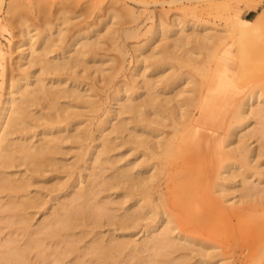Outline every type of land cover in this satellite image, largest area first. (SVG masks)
<instances>
[{
  "label": "bare ground",
  "instance_id": "bare-ground-1",
  "mask_svg": "<svg viewBox=\"0 0 264 264\" xmlns=\"http://www.w3.org/2000/svg\"><path fill=\"white\" fill-rule=\"evenodd\" d=\"M237 2L245 8H234L230 12L229 32L234 38L237 52L243 56L244 39L261 34L264 29V5L258 9L261 0ZM14 5L17 3L9 5L7 11L17 14L18 11L14 12L17 6ZM44 6L40 5V10ZM245 10L248 13L257 12L249 18L242 16ZM131 12L135 14L133 10ZM164 22L159 23L160 27L151 26L152 34L162 32L165 36L169 32L180 37L176 35L170 42L169 39L170 44L165 46L163 43L165 47L154 46L162 47L165 57L176 59L181 64L198 61L196 58H199V54L195 58L190 54V50L194 49L192 46L189 53L182 50L190 44L193 36L195 47L199 44V47L202 46L200 50H203L205 46V51L212 46L217 48L216 43L224 37L205 31L198 35L193 31L194 35H189L191 32L181 33L186 26L195 27V22L189 25L182 20H173L172 24ZM5 30L6 25L1 23L0 31ZM56 31L60 32L58 28ZM39 34L36 33L34 37L40 40L38 47L34 45L37 42L34 41V33L30 34L29 30L23 33L28 46L23 42L26 44L23 47V44L13 43L9 39V48L5 50L0 41V264H37V261L43 263L42 260H48L50 264H64L68 255H73L68 264H211L213 251H207L202 246L204 240L195 237L194 233L206 228L208 233L202 234L209 237L211 222H220L219 219L228 218L229 215L241 222L243 231L253 232L255 250L250 264L260 261L264 257V81L254 84L247 92L237 91L231 80L210 77L206 71V68L210 71L209 65L203 68L201 64V67L195 64L194 69L200 72L199 79L192 85L190 82L196 77L191 81H185V78L184 87L180 86L182 89H179V93L176 91L178 95L173 93L177 96L175 98L173 94H167V88L181 81L182 76L176 70L171 68L179 76L175 74V77H169V74H173L168 73L159 90L156 82L160 79L161 84L167 72L154 80L146 77L147 71L140 72V75L133 72L132 64L131 77L128 78L131 81L124 82L118 88L116 86V89L113 87L115 90L111 98L107 96L112 100L110 106L101 109V116L96 118L95 127L92 128L91 120L94 117L91 120L83 118L87 112L84 110L89 107L90 112L98 113V108L102 106L98 107L96 98L93 99L91 87L82 89L80 86L85 81L89 84L88 80L93 76L87 70L98 61L94 48H97L99 40L94 36L95 40L79 42V38L74 36L78 33L72 34L75 37H72V42L67 40L70 44L55 53L54 48L61 47L63 43L55 44L57 41L54 40L50 46V33ZM136 34L134 32V36ZM61 35L63 38L64 34ZM61 42H64L63 39ZM43 43L48 46L45 47ZM179 49L182 54L176 53ZM15 50H20L18 59L15 56L17 61L14 60L17 66L13 65L14 72L9 73L15 74L17 68L22 72L9 77L6 76L7 58ZM216 52L211 51V55L213 53L215 56ZM223 52L231 54L227 48ZM126 53L121 54L124 57ZM150 53L146 55L152 57ZM209 54L206 55L211 57ZM158 57L153 55L154 64H150V67L157 64L160 68L162 61ZM165 57L161 56V59ZM25 58L28 59L27 65L23 62ZM90 60L93 64H89ZM149 60L147 63L145 60V69L149 67ZM12 64L9 62L10 68ZM97 65V71L105 70L99 63ZM180 72L184 77L183 70ZM84 73L90 75L88 80ZM141 75L144 78L138 79ZM6 77L9 79L6 80ZM111 78L105 81H112ZM5 81L9 83L6 85ZM90 82L92 86L95 84ZM188 86L191 90L186 89ZM135 95L143 96L142 100H137ZM166 126L171 127V133L164 132ZM217 126H221L223 133L214 147L216 140L213 129H217ZM122 134L126 137L121 138ZM253 142L257 144L252 145ZM65 143L71 146L75 144L79 148L72 161H67L69 157L66 155L71 147L68 148ZM125 143H128V147L129 144L134 145L131 146L134 150L139 147L143 149V158L119 165L122 158L116 157L113 152ZM152 159L156 161L152 163ZM235 169H240L239 181H235ZM171 171H174L171 177L173 185L168 189L174 202L184 204L183 217L178 220L187 222V229L183 225L176 226L173 223L174 214L161 208L162 193H155L157 196L153 197L159 174ZM213 179L221 196L238 192L234 208L226 211V215L221 210L224 206L211 192ZM200 203L205 207H197ZM104 226L108 227L107 233L101 229ZM139 231L142 234L137 237ZM196 245L201 248L198 253L195 251Z\"/></svg>",
  "mask_w": 264,
  "mask_h": 264
},
{
  "label": "rangeland",
  "instance_id": "rangeland-1",
  "mask_svg": "<svg viewBox=\"0 0 264 264\" xmlns=\"http://www.w3.org/2000/svg\"><path fill=\"white\" fill-rule=\"evenodd\" d=\"M0 1H1V3H0V24L2 23L4 25H6V29H7L5 31H0V41H1L3 48L5 50H8L7 48H9L8 47L9 46V43H8L9 39L10 40L12 39L11 41L13 43L16 42V44H18V43L20 45L23 44L22 45L23 47H25L26 44L28 46V42L26 43V40H27L26 35L23 36V33L25 32V30H29L30 34L34 33L33 38L35 36H37L40 32H42L43 34L47 33V32L50 33V35H49L50 37L48 36V39H50L49 40L50 46H52V44H54V42H53L54 40L57 41V42H55V44L63 43V44H61V47H57L56 49L54 47H56L57 45L56 46L53 45L54 47H52V48H54L55 53L56 52L58 53V51L61 50L60 48L63 49L68 44H70L72 42V39H73L72 37H74V36L76 38H79V42H83V41L85 42L86 40H89V39L95 40L94 36L97 37L96 40L97 41L99 40L98 44L99 45L101 44V46H99L98 44H97V46L95 45L97 48H94L95 50H97V51H95V50L94 51H95V53L98 54V55L95 54L96 59L98 58V61L96 64L95 63L93 64L92 61L90 60L89 64H91V63L93 64V66L91 65L93 67V69L88 64V66H90L91 69L89 67V69L87 70L91 76L93 75L92 76L93 78L90 77V75L88 73L87 74L84 73V75H87V77H86L87 80H88V75H89L91 80H88L89 84L87 81H85V84L83 83L80 86V88H82V89L91 87L92 93L93 92L95 93V94L93 93V99H94V97L96 98V102H98V104H99L98 107L102 106V107L98 108L99 110L97 109L98 113L95 111L90 112L89 110L91 108H89V107L85 108V110H84L87 112H85L86 114L84 113L85 116L83 118H86V119L89 118V120H91L92 119L91 117H94V119L91 120V122L93 121L92 122L93 124L91 125L92 128L95 127V126L93 127V125H95L94 123L97 121L96 118L97 117L99 118L101 116L100 114L102 113V111L105 110L109 104H111L112 100H110V98L112 96V92L116 89L115 87L117 86V88H118L119 85L124 84V82L129 83L131 81L130 80L131 78L129 80H128V78H129V76L131 77L130 71H131L133 65H134L133 69H132L133 72H136V73L138 72L137 74L140 75L141 74L140 72L144 71V73H145L147 71L148 73L147 72L145 73V75H147L146 77L152 78L154 80L159 79L160 77H162L164 75V73L167 72V74L164 75L165 77L163 79H161V82H162L161 84L159 83L160 79L158 80V82H156L157 85L158 84L160 85V86L158 85L159 90L162 88V86H163L162 84H164V81L166 80L165 78H167L166 76L168 75V73L173 74V75L169 74L168 75L169 77L170 76H173V77L179 76V74H180V76H182V79H181V81H179L178 84H181V82H182V84L179 86H178V84H176L173 87H171L170 89L167 88V94L169 93L168 95L173 94L174 92H175L174 94H177L176 91L178 92L179 89L181 90L182 87H184L183 86V80L185 78H186L185 81H191L194 79V77H196L193 82L192 81L190 82L192 85L195 82V80L197 81L199 79L198 76L200 75V72L195 70L196 68L194 69L195 64L196 65L198 64L197 66H200L199 64H201L202 67L205 65V68L208 67V65H209L210 71H208L207 68H206V71L208 72L210 77L215 76L213 78L220 77L222 79L231 80V83L234 86V89L237 91L245 90L247 92L254 86V84L256 85L258 82L264 81V29L262 30L261 34L254 35V36H251L249 38L244 39L245 53L243 56H241L237 52V46L234 44V38L232 37V35L229 32V23L231 20L228 16H231L230 12L234 8H237V9H242V8L244 9L245 8L244 5L237 2L238 0H142V1L141 0H98V2H97V0H42V1L41 0H23V2L21 0L20 3L16 2L17 0H15V2H13L14 0H0ZM40 1L42 4L39 3ZM11 2H13V3H11ZM110 2H112V3H110ZM261 2L262 3L258 7V9H261L262 6L264 5V0H261ZM16 3H17V5H14V6H17V7H15L16 10L15 11L13 10V11L14 12L18 11V13L16 14V13H13L12 11H10L13 13L12 14V13L8 12L9 11L8 9L10 7L9 5L16 4ZM37 3H38V5H37ZM35 4H36V6H35ZM39 4L41 6H44V5H46V6H44V8L41 7V10H40ZM21 5L23 6L22 7L23 9L20 7ZM38 6H39V9H38ZM120 6H122V7H120ZM19 8H21L22 11ZM109 9H110L111 13H110ZM111 9L115 10L116 12L112 11ZM106 10H107V13H106ZM126 10H128V11H126ZM131 10H133V13H135L134 15L132 14ZM129 11L131 13H128ZM112 12H113V14H112ZM256 12L257 11L254 10V11H249V13H248L247 10H245L242 12V16L252 18L255 16ZM114 13H118V15L114 14ZM110 14H112V15H110ZM9 15H13V16H9ZM115 15H116V17H114ZM133 16L135 17V19ZM6 17H7V19H6ZM149 17H151V19L152 18L153 19L150 20ZM22 19H24V20H22ZM160 20L162 22L165 21L164 23H166V24H169V23L172 24L173 20H176V21L182 20L183 23H186L188 25H189V23L195 22V27L194 26L193 27L186 26L185 29L182 30V32H181L183 34L191 32V33H189V35L190 34L192 35L194 32V34L198 35L199 33L203 34L205 32H208V33L210 32L211 34L212 33L213 34H221L224 37L222 38L221 41L216 43L218 45L217 48H216V46L215 47L212 46L213 47V50H212V47L208 46L211 49L207 48L208 51H205L206 50L205 46L203 47V50H200L202 48V46L199 47L198 46L199 44H197V47H195L196 41H195V39H193L195 36H193V38L191 39L192 41L190 40V44L187 43L190 46L189 45H185V46L183 45L184 49L182 48V50H185V51L187 50L186 52H188V53L191 51L190 54L194 58L197 57L196 55L199 54V58H196L198 61L195 59L197 61L196 63H191V64L188 63L187 65H186V63L181 64V63H178L179 61L176 59H170V58L165 57L163 51H161L163 48L160 47V46H164V44H166L165 46L170 44L169 42L172 40V38H174V36L177 37L176 35H178V34L172 35L171 33L167 32V33H165V36H164L162 32L152 34V32L150 31L151 26L160 27V26H158L159 23H161ZM22 22H23V24H22ZM101 22L102 23L104 22L103 24H105L106 27H105V25H102ZM152 24H154V25H152ZM204 27H207V28L205 29ZM44 28H45V30H44ZM57 28H58V31H60V32L56 31ZM136 28H138V29L136 30ZM42 29H43V31H42ZM59 29H61V30H59ZM86 29L88 32L86 31ZM20 30L23 32H20ZM109 30H112V32ZM124 30H125V32H127L126 30H128L127 34L129 33V31H131L133 34H131V32H130L129 34H131V36L129 34L127 36V34L124 32ZM144 31H146V32H144ZM202 31H205V32H202ZM105 32H107V33H105ZM134 32H135V34L136 33H138V34H136V36H134ZM36 33H37V35H36ZM42 33H40V34H42ZM56 33L57 34L60 33V34H58V36H56ZM97 33H99V34L97 35ZM124 33L126 34L127 37L124 35ZM144 33H145V35H144ZM61 34H64L63 36L66 38V40L64 37L62 38ZM72 34L73 35L77 34V35L73 36ZM86 34H87V36H86ZM108 34H110L111 36H109ZM59 35H61V37H59ZM79 35H80V37H78ZM100 35H102L103 37ZM182 35H181V37H182ZM51 37H53V38H51ZM98 37H100L101 39H98ZM166 37H168V39ZM178 37H180V35H178ZM103 38H104V40H103ZM113 38H114V40H113ZM149 38H151L150 41H144V40H147ZM24 39H26V40H24ZM61 39H63L64 42H61ZM36 40H37V42H35L34 45L36 47H38L40 40H39V38L37 39V37H36V39L34 38V41H36ZM168 40H169V42H168ZM23 42L26 44H24ZM47 43L49 44L48 41H47ZM47 43L46 44L43 43V45L48 46ZM192 43H193V45H192ZM155 44H158L160 46H158V45L154 46ZM22 46H21V48H22ZM157 46H158V48H157ZM155 47H156V50H155ZM159 47H160V49H159ZM190 47L194 48V49H191L189 51ZM198 47H199V49H198ZM118 48L120 50H123V51H121V53H126V51H127V53L124 54L125 55L124 57L120 53V50H118ZM195 48H197L198 50ZM214 48H216L215 50H217V52L215 54L218 56H216V55L213 56V53L211 55V51L215 52ZM226 48L229 51V53H231V54L223 52L224 50H226ZM152 49H153V51H152ZM180 49H179V51L178 50L176 51L177 54H182V52H181L182 50H180ZM15 51H16V53H15ZM15 51L12 53V55H10L12 57L9 56V58H7L8 66H7L6 76L9 75V77L12 74L16 75L17 73L21 74L19 72H22V71H20L19 68H17V69H15V74L13 73L14 69L12 68V66L13 65L17 66L15 61H17V59H18V53L20 50H18V51L15 50ZM151 51L156 56H159L160 60L163 62V63L160 62L161 66L158 65V66H160V68L157 67V64L155 65L157 68L154 67L153 65H152L153 68L150 67L151 66L150 64H154V59L152 60L154 54ZM159 51H161L163 54ZM185 51H183V53ZM192 51H194V52H192ZM54 52H52V54H54ZM200 52H201V55H200ZM209 52H210V54H209ZM149 53L152 57L147 56ZM102 54L104 55V57H102L103 56ZM139 54H140V57H139ZM206 54L211 55V57L209 56L210 57L209 58L208 55H206ZM15 56L17 59L15 58ZM137 56L140 59L139 58L136 59ZM161 56H162V58L165 57V59L164 60L161 59ZM212 56L214 58H212ZM99 57L100 58L102 57V58L100 59ZM122 57L125 60H123ZM193 57H191V58H193ZM27 58H29V56ZM120 58H121V61L119 60ZM147 58H149L150 60ZM138 59H139V61H138ZM143 59H144V61H143ZM27 60L28 59L25 58L23 61V62H26V65L28 62ZM145 60H146V63H147V60L150 61V63H148L149 65L147 64V66H149V67H146V69H145V66H143V65H145ZM168 60H171L172 62L170 61V64H167ZM142 61L144 63H142ZM199 61L200 62L202 61L203 63L205 62V64L202 65V62L199 63ZM9 62H10V64H11V62H13V64L10 65L11 68L9 67ZM121 62L123 65L121 64ZM151 62H153V63H151ZM192 62H194V61H192ZM98 63H99L100 67L103 66L102 69L103 68L105 69V70H102L103 72H101L99 70L97 71V68H99L97 65ZM155 63H156V61H155ZM113 64L115 66H113ZM120 64L122 66H120ZM176 64L179 65V69H177ZM169 65H171L170 68L168 67ZM184 65L186 66L187 70L184 68ZM196 65H195V67H196ZM117 66H118V68H117ZM181 66H182V70H183L182 74H184V77H183V75H181V72H180V71H182L180 69ZM188 66H190L193 70L191 71L190 67H189L190 70H188V68H187ZM110 67H111V70H110ZM119 67H121V68H119ZM134 67L136 69H134ZM143 67H144V70H143ZM171 68H173V71L176 70L179 74L177 72L171 71ZM9 69H10V71H9ZM32 69H33V67H32ZM94 69L96 72L94 71ZM116 69H117V71H116ZM91 70H92V72H91ZM139 70H141V71H139ZM169 70L171 72H169ZM11 71H13V72L9 73ZM87 71H85V72H87ZM193 71L195 73L198 72V73H196V76L194 75L195 73L193 74ZM99 72H100V75L98 76ZM149 72L152 74H150ZM101 73H104V74H101ZM115 73H116V75H115ZM110 74H112V75H110ZM160 74H163V75H160ZM103 75H105V76H103ZM114 75H115V78H113ZM190 76H191V78L192 77L193 78L192 79L189 78V80H188V77H190ZM9 77H6V80H8ZM142 77L143 76L141 75V77L139 76L138 79L139 78L142 79ZM200 77H203V76H200ZM108 78L109 79L111 78V80L112 79L113 80L112 81H110V80L105 81ZM103 79H104V81H103ZM90 81H92L93 84L95 83L93 85L94 88H93ZM109 81H110V83H109ZM9 82H10V80H9ZM9 82L5 81V84L7 85ZM117 83H119V84H117ZM190 83H188V85ZM86 84H88L89 86ZM191 84L189 86H192ZM185 85H186V82H185ZM83 86H86V87H83ZM180 86H182V87L180 88ZM113 87L115 89H113ZM175 87L178 88V90ZM188 87L186 89L191 90L190 87L189 88ZM255 88L257 89L258 87H255ZM93 89H95V90H93ZM91 91H90V94H91ZM110 92H111V94H110ZM87 93H89V91ZM174 94L172 95V97L174 96L175 98H177V96ZM107 96L108 97L110 96V98H108ZM135 96L137 97V100L138 99L142 100L141 98L143 96H141V98L138 97V95H135ZM97 98H99V99H97ZM101 109H103V110H101ZM217 127H218L217 129H216V127L213 129V133H214L215 140H216V142L214 143V147L217 144V139L219 137H221V135L223 133L221 126H217ZM170 128H171L170 126L169 127L166 126L165 128H163V130H164V132H166L168 134V133H171ZM168 131H170V132H168ZM124 136L125 135L122 134L121 138ZM65 144H66V146H68V148L69 147L72 148V149L70 148L71 151L70 150L68 151V152H70L71 155L68 154V152L66 155L67 158L69 157V159L67 161H72V160H74V157H73L74 153H76L77 150H79V148H76L77 146H75V144H72L74 146H71L70 143H65ZM256 144H257V142L252 143V145H256ZM131 146L134 147V145H132V144H129V147H128V143L127 144L125 143V144L119 145V147L115 148L116 150L113 152V154L116 157L118 156V158H122V160L119 161V163L120 162L121 163L120 164L118 163L119 165H122V163H125L126 161H128V162H130V161L132 162L134 160L139 161L141 158H143L142 157L143 156V154H142L143 149H141L139 147V148H137L139 150H137L136 148L134 150L131 148ZM72 150H73V152H72ZM120 154H122V155H120ZM131 154H132V156H131ZM114 155H113V157H115ZM124 155H126V156H124ZM262 160H264V159H262ZM154 161H156V159L151 160L152 163ZM128 162H126V163H128ZM262 165L264 167V163ZM238 170H240V169H237V170L235 169V171L237 173L236 174L237 176L235 177L236 179L234 178L235 181L236 180L239 181V179H240L239 178L240 174H239ZM151 171H152V169H151ZM108 172H110V171H108ZM173 173H174V171H171L168 174L167 173L166 174H164V173L159 174V176L157 178V180H158L157 184L153 190V197L157 196L155 193H157V194H158V192H160V194L162 193L163 194L162 201H160L161 202V208L166 209L168 212L174 214L173 216L175 219H174L173 223L176 226L183 225L184 228L187 229L188 228V225L186 224L187 222H179V220H178V219H181L183 217L184 204L182 205L181 203L174 202L173 197L171 195V191H169L170 189H168L169 187H171V185H173V182L171 179V177L174 176ZM238 181H237V183H238ZM211 183H212L211 184V192L215 197H217L219 199V202L222 204V206H224V208H222L221 210L223 213H225L224 215H226V211H231L234 208L233 206L235 204H233V203L238 198V192H235L233 194H229L226 196H221V194L216 190L215 179H213V181ZM236 206H239V205H236ZM197 207H205V205L203 203H200L197 205ZM260 210L261 209H258V211H260ZM228 214H230V212ZM219 220H221V221L220 222H211L212 223L211 224L212 229L210 230V236L209 237H205L202 234V233H204V234L208 233V229H206V228H201V230L199 232L194 233L195 237H197L198 239L204 240V242L206 244L204 243V245H202V246L206 247L207 251H213L214 257L211 259V264H213V263H215V264H224V263H227V264H250V257L252 255L253 251L255 250V236H254L253 232L252 231L251 232L243 231L241 222H237L236 217L233 215L232 216L229 215L228 218L226 216V218H221ZM150 221L151 220H148V222H150ZM101 229L103 232H106V233L108 232V230H106V229H108L107 226H104ZM139 232L137 234V237H139L142 234L141 232L140 233ZM194 247H195V249H196L195 251L197 253H198L199 249L201 250L199 245H198V247H197V245ZM202 251L204 252V250H202ZM66 257H67V259H66ZM66 257L63 261L64 264H68L69 259H71L73 257V255H72V257L69 255ZM41 262H43V263H40L37 261V264H50L48 260L47 261L42 260ZM254 264H264V257L260 261H258L257 263H254Z\"/></svg>",
  "mask_w": 264,
  "mask_h": 264
}]
</instances>
